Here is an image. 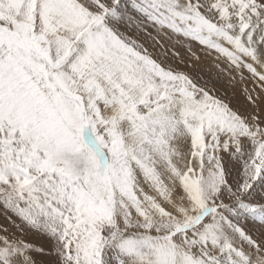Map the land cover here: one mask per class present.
<instances>
[{
    "label": "snow or ice",
    "instance_id": "6c2138e0",
    "mask_svg": "<svg viewBox=\"0 0 264 264\" xmlns=\"http://www.w3.org/2000/svg\"><path fill=\"white\" fill-rule=\"evenodd\" d=\"M262 98L264 0H0V264H264Z\"/></svg>",
    "mask_w": 264,
    "mask_h": 264
},
{
    "label": "rangeland",
    "instance_id": "374dc122",
    "mask_svg": "<svg viewBox=\"0 0 264 264\" xmlns=\"http://www.w3.org/2000/svg\"><path fill=\"white\" fill-rule=\"evenodd\" d=\"M173 52L179 53L178 56H173ZM195 56L200 57L199 61L195 60L192 53ZM168 63L178 70L184 71L192 76L197 83L204 84L208 82L209 87H214V94L223 97L225 100L231 101V106L240 111L246 113L252 110V105L248 102L240 92V86L235 87L228 84L225 79H217L216 69L213 67L212 57L206 56L202 51L201 46L193 43L192 52H189L186 47L177 46L176 48L168 49ZM251 87V85H249ZM261 107L264 108V98L260 101ZM0 223H4V220L0 218ZM246 230L255 234L257 231H261L259 221L252 222L251 220L243 225ZM30 242L37 246L45 245L47 242L38 236L26 237ZM37 259H41L37 257Z\"/></svg>",
    "mask_w": 264,
    "mask_h": 264
}]
</instances>
